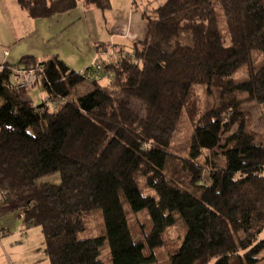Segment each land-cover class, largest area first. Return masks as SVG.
I'll return each mask as SVG.
<instances>
[{
  "label": "trees",
  "instance_id": "trees-1",
  "mask_svg": "<svg viewBox=\"0 0 264 264\" xmlns=\"http://www.w3.org/2000/svg\"><path fill=\"white\" fill-rule=\"evenodd\" d=\"M16 2L36 20L80 4L112 7L111 0ZM4 66L0 195L23 207L26 229H41L49 264H105L106 241L112 264H262L264 133L239 114L236 93L262 107L264 124V0H163L147 38L117 47L100 79L57 56L23 57L15 66L43 68L48 99L37 107L22 101ZM87 82L93 89L72 97ZM198 87L220 90L218 107L203 111ZM184 113L193 126L186 158L172 151ZM56 173L59 185L38 183ZM127 211L147 213L149 225L133 230ZM95 213L101 232L83 238ZM176 225L183 239L168 247Z\"/></svg>",
  "mask_w": 264,
  "mask_h": 264
},
{
  "label": "rangeland",
  "instance_id": "rangeland-1",
  "mask_svg": "<svg viewBox=\"0 0 264 264\" xmlns=\"http://www.w3.org/2000/svg\"><path fill=\"white\" fill-rule=\"evenodd\" d=\"M12 0H0L4 6L0 8V59H2L3 49L11 53V62L17 64L21 58L33 56L39 61H47L57 56L72 54L74 51L84 52L86 47L91 44L93 37L85 33L84 30H78L76 26L67 27L63 24H55L49 19H39L36 29H30L28 24L22 22L20 16L12 11L10 7ZM8 11V12H6ZM17 43L14 45L13 42ZM110 44H116L111 42ZM117 48V47H116ZM95 55L93 61L97 57ZM64 56V57H65ZM107 60V56H103ZM109 60V59H108ZM92 61V62H93ZM80 62V61H79ZM92 64V63H91ZM90 64V65H91ZM78 65H82L80 62ZM12 67L13 66L10 65ZM29 71V69L21 67ZM32 69V68H31ZM39 76L38 82L26 90L27 95L23 99L29 101L32 106H40L45 102V89L43 81L38 70L35 71ZM246 78V70L240 71L234 79L243 81ZM93 89L90 83H84L77 87L72 97L85 94ZM197 95L199 97L200 107L203 111H210L218 107L221 91L213 89L208 95L206 88L198 87ZM239 103V114L248 115L252 119V129L257 133H264V124L262 118V107L250 99L244 92L236 93ZM239 123L233 126L232 132L225 135V138L237 131ZM192 121L186 113L182 115L178 129L172 141V151L179 153V156L187 157L186 145L192 134ZM62 181L61 174L56 173L43 177L38 183L59 185ZM5 202L0 201V264H49L44 252V237L40 228L33 227L26 229L20 216L23 214V207L17 203H9L3 206ZM127 217L133 230H137L138 224L149 225L150 217L147 213L135 215L127 211ZM87 231L82 235L83 238L96 237L101 232L102 220L98 213L89 216L86 219ZM184 230L181 225L167 231V241L169 246H178L183 239ZM264 237V234H263ZM168 247L164 249L161 255V261H164L168 252ZM101 259L105 264H112L111 250L108 241L105 242L101 250ZM261 263L264 264V253L260 255ZM209 264H215L212 261Z\"/></svg>",
  "mask_w": 264,
  "mask_h": 264
},
{
  "label": "crops",
  "instance_id": "crops-1",
  "mask_svg": "<svg viewBox=\"0 0 264 264\" xmlns=\"http://www.w3.org/2000/svg\"><path fill=\"white\" fill-rule=\"evenodd\" d=\"M162 2L163 0H111L112 7L107 11L80 4L77 9L69 13L49 18L55 24H63L67 27L76 26L78 30H84L88 35L91 33L93 37V41L84 52L74 51L70 55L60 57V60L71 70L83 72L90 66L95 55L110 45L111 42H114L116 47L120 49H131L134 43L143 42L147 38L148 19H156L157 9ZM10 7L13 12L20 16L22 22L29 25L30 29L37 30V23L41 20L30 18L19 7L16 0H12ZM0 8L3 10L4 6L0 4ZM16 43L17 41L13 42V48ZM5 50L3 49L0 65L14 66L15 64L10 63L9 60L12 56L11 53L8 51V55H4ZM79 61L82 62V65H78ZM23 95H27L26 91L21 93L22 101L31 105L29 101L23 99ZM47 99L48 96L45 92V101ZM0 201H3L1 195ZM8 205L5 203L3 206L7 207Z\"/></svg>",
  "mask_w": 264,
  "mask_h": 264
},
{
  "label": "built area",
  "instance_id": "built-area-1",
  "mask_svg": "<svg viewBox=\"0 0 264 264\" xmlns=\"http://www.w3.org/2000/svg\"><path fill=\"white\" fill-rule=\"evenodd\" d=\"M117 52V48L114 44H110L105 49L99 51L97 54V57L92 62V64L88 67V70H90V75L94 78L100 79L101 73L103 70V63L110 62L115 59ZM4 55H8V52L5 51ZM103 56H107V60L103 59ZM109 59V60H108ZM5 68L4 65H0V71ZM12 72V81L13 85L16 86L18 89L22 91H26L27 89L31 88L38 82L39 76L36 75L35 71L38 70L39 73H43V68L38 67L37 69H29L27 71L26 69H23L21 67H7Z\"/></svg>",
  "mask_w": 264,
  "mask_h": 264
}]
</instances>
